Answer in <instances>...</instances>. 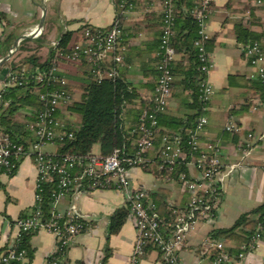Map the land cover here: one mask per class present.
Listing matches in <instances>:
<instances>
[{
  "label": "crops",
  "instance_id": "crops-1",
  "mask_svg": "<svg viewBox=\"0 0 264 264\" xmlns=\"http://www.w3.org/2000/svg\"><path fill=\"white\" fill-rule=\"evenodd\" d=\"M258 1L212 2L206 32L212 43L210 56L213 64L208 79L215 93L206 111L208 125L202 138L220 148L224 166L239 167L225 179L215 220L200 222L186 237L180 252L182 264H213L205 251L212 233L219 228L231 227L242 215L264 204V103L254 110L261 89L256 70L244 56V44L239 39L241 30L264 35V9ZM162 4L163 0H136L135 11L130 15V22L136 25L137 32L133 39L121 46V51L130 57L124 64L128 80L136 86H144L152 80L143 76L141 68L156 58L155 52L145 53L154 48L160 37ZM115 16L114 0H0V38L11 41L9 50L22 40L17 54L9 61L22 64L32 55L47 60L67 31L78 32L81 41L84 26L106 29L112 25ZM43 19L41 34L23 39L37 30ZM3 59L0 55V60ZM181 59L182 55H176V61L181 62ZM73 66L78 68L80 64L66 65L67 69ZM67 69L62 72L66 74ZM0 83L1 90L3 82ZM151 92L152 89H140L143 98L149 99ZM74 97L77 99L79 94ZM167 112L178 117L196 114L189 107V93L177 88L173 90ZM62 115L67 122H78L70 113ZM229 124L237 126L239 132L229 133L226 130ZM249 135L253 138L250 139ZM247 143L253 144L252 150H245ZM94 148L93 152L100 153V149L95 151ZM189 172L192 177L198 176L193 169ZM130 177L132 187L144 188L148 196L165 189L172 194V204L183 207L189 201L182 186L157 177L153 171L133 169ZM0 183L1 257L15 243L11 223L31 214L35 206L37 169L33 160L23 159L16 172L12 176H3ZM126 204V196L114 190L74 193L62 200L60 210L67 212L74 207L88 218L90 230L78 236L65 254L58 256L59 264H129L136 241L134 219L129 216L119 233L108 236L111 216ZM218 242L229 251L241 248L234 242ZM28 247L32 252L30 264H46L55 253V239L49 232L39 231L29 237ZM27 262L28 259L22 264ZM140 264H165V261L158 251L150 248ZM231 264H264V238L261 246L247 253L243 262H237L234 256Z\"/></svg>",
  "mask_w": 264,
  "mask_h": 264
},
{
  "label": "built area",
  "instance_id": "built-area-1",
  "mask_svg": "<svg viewBox=\"0 0 264 264\" xmlns=\"http://www.w3.org/2000/svg\"><path fill=\"white\" fill-rule=\"evenodd\" d=\"M136 0H114L116 9L115 20L109 28L100 29L84 27L82 41L75 45L72 53L67 56L69 63H79L85 59L93 68L99 79L117 77L118 66L123 63L120 54V45L124 37L130 40L137 32L136 25L130 22V15L135 11ZM173 0L163 1L164 24L162 26V59L159 63L161 75L156 81L150 94V108L144 112L141 124L133 131L137 136L133 151L122 153L116 150L110 156L91 152L87 155L58 154V147L63 145L66 137L72 134L65 132L67 122L59 118L58 114L69 113L67 107L74 101V95L64 88H56L39 94L42 108L33 113V122L27 124L28 130L34 139L26 144L15 143L9 134L0 129V179L17 170L23 159H32L37 169V183L34 211L25 218L11 223L14 230L15 243L0 257V264L25 262L27 251L19 248V242L24 234L47 231L55 239V253L46 264H59L58 256L65 254L76 238L89 231L88 218L71 207L67 212L60 210V204L70 194H84L99 190H114L126 196L129 216L135 221L136 241L129 264H140L147 248L160 253L167 264H182L180 252L186 237L197 224L204 221H213L222 198V189L226 177L236 170L239 165L224 166L220 158V148L212 142H204L201 138L208 125L205 115L201 116L196 128L189 134V150L182 146V138L166 135L162 145L157 147L159 131L158 115L167 111L169 101L173 95V75L170 65L176 59V50L171 44L174 36V9ZM213 0H199L193 16L200 26V39L195 43L199 49V59L202 64L203 79L200 83V100L209 104L214 88L209 82V74L213 68L210 54L206 50V43L210 40L206 32L207 22L212 13ZM259 5L262 4L258 1ZM42 29L36 30L26 37L39 36ZM22 40L17 41L14 49H10L11 58L18 52ZM57 49V46L55 50ZM244 56L256 70V79L264 88V37L261 41L243 46ZM1 61V60H0ZM60 69L53 66L47 71L40 72L36 81L44 85L51 83L68 84L66 79L57 76ZM16 73L9 72L3 89L24 86L23 81ZM264 103L263 95L256 100L254 110ZM8 106L0 93V107ZM208 107L204 109L207 111ZM228 132L238 133L239 128L233 124L226 127ZM252 139L253 136L249 135ZM54 146L53 153L44 152L43 148ZM253 149L252 143L246 144V151ZM178 162H184L189 170L193 169L198 176L181 175L182 188L189 196L185 211H177L174 223L173 236H165L159 216L154 205L147 203L148 193L144 188H133L130 171L133 169L148 170L157 167V170L170 176ZM169 180V178L167 177ZM55 184L52 194V211L50 217H45L43 206V185ZM262 235L256 234L249 247L242 246L236 261L241 263L247 253L261 246ZM215 251L213 264H231L233 258L223 243L210 240L206 254Z\"/></svg>",
  "mask_w": 264,
  "mask_h": 264
},
{
  "label": "trees",
  "instance_id": "trees-1",
  "mask_svg": "<svg viewBox=\"0 0 264 264\" xmlns=\"http://www.w3.org/2000/svg\"><path fill=\"white\" fill-rule=\"evenodd\" d=\"M164 1V0H163ZM199 0H173L174 9V36L171 44L176 50L177 55H182L181 62L176 59L171 63L170 69L173 75V90H184L189 93V107L196 111L195 115L178 117L167 111L158 115L159 131L157 135V147L162 145L163 137L166 135L179 136L182 138V146L185 150H189V134L196 128L198 119L206 115L204 109L209 104H205L200 100V83L203 79L201 72V62L199 59V49L195 43L200 39V26L193 11L197 7ZM262 2L264 9V0ZM136 4V2H135ZM162 26L164 24V13L161 16ZM87 27V26H84ZM83 27V28H84ZM82 28V30H83ZM82 34V33H81ZM162 35L161 30L158 42L149 53H156V58L150 60L141 68L144 77L152 79L144 86H136L128 80V70L126 64L130 57L120 50L123 57V63L118 66L117 77L115 79L103 78L99 79L93 72L90 64L82 59L78 68L69 67L67 56L70 55L76 44L79 42L78 32L67 31L64 33L57 45V49L53 50L51 56L47 60H42L36 55L26 58L22 64L14 61H7L5 66L10 68V72L16 73L23 81L24 86H14L0 91L4 101L8 102V106L0 107V129L9 134L11 139L18 144H26L34 139L32 133L28 130L27 124L33 122L34 111L42 108L39 94L56 88H64L74 96L79 97L67 107L70 115L76 116L78 122H67L65 132L72 134L73 137H66L63 145L58 147V154H78L87 155L93 151L95 146H99L102 156H110L116 150L122 153L133 151L134 141L137 136L133 131L141 124V118L147 111L151 102L150 99L143 98L140 94L141 88L154 89L159 76V63L162 59ZM82 36V35H81ZM263 36L241 30L240 41L244 45L261 41ZM130 39L124 37L122 45L126 44ZM24 42V41H23ZM22 42V43H23ZM211 40L206 43V50L210 54L212 51ZM10 40H2L0 38L1 56L6 58L9 54ZM125 62V63H126ZM57 66L60 71L57 73L62 79H67L68 84L51 83L44 85L36 81V76L43 71ZM88 69L84 70V67ZM67 69V73L62 72ZM261 96L264 88L259 82ZM260 96V97H261ZM59 118L64 115L58 114ZM21 118V119H20ZM233 134L232 132H229ZM203 140V138H201ZM153 171L157 177L169 178L170 181L182 186L180 182L181 175H189V168L184 162H178L170 174L159 172L157 167L148 169ZM16 172L13 171L9 175L12 176ZM1 187V183H0ZM55 184L43 185V212L45 217L51 216L52 211V194L55 191ZM71 195V194H70ZM171 192L165 189H159L148 196L147 203L154 205L156 213L159 216L163 232L167 238H171L174 232V223L177 217V211H185V206H178L170 202ZM34 211V209H33ZM32 211V212H33ZM129 208H119L110 218L108 228V236L119 233L129 217ZM26 217V216H25ZM24 217V218H25ZM260 233L264 238V204L257 207L253 211L242 215L231 227L219 228L215 230L210 239L214 241H229L235 244L249 247L256 234ZM33 233L24 234L19 242V248L27 251L28 262L32 260V252L28 247L29 237ZM150 248H147V250ZM229 251V250H228ZM241 252L229 251L230 256L236 257ZM211 259L215 256V251L209 252ZM62 256V255H61ZM13 264H22L14 262ZM165 264H167L165 262Z\"/></svg>",
  "mask_w": 264,
  "mask_h": 264
},
{
  "label": "water",
  "instance_id": "water-1",
  "mask_svg": "<svg viewBox=\"0 0 264 264\" xmlns=\"http://www.w3.org/2000/svg\"><path fill=\"white\" fill-rule=\"evenodd\" d=\"M44 21H45V19H43L41 21L39 28L36 30L37 32H39L43 28ZM26 38L27 37H24L23 39H26ZM16 45H17V43L15 44V46L12 49H14L16 47ZM10 58H11V56L8 55L6 58H4L3 60L0 61V82H5L7 75L10 72V68L7 66H4L5 63L10 60Z\"/></svg>",
  "mask_w": 264,
  "mask_h": 264
},
{
  "label": "rangeland",
  "instance_id": "rangeland-1",
  "mask_svg": "<svg viewBox=\"0 0 264 264\" xmlns=\"http://www.w3.org/2000/svg\"><path fill=\"white\" fill-rule=\"evenodd\" d=\"M0 55H1V51H0ZM0 86H1V83H0ZM55 149H56V148H55L54 146H47V147H44V148H43V151H44V152H54ZM94 149H95V151H98L99 148H98V146H95Z\"/></svg>",
  "mask_w": 264,
  "mask_h": 264
}]
</instances>
